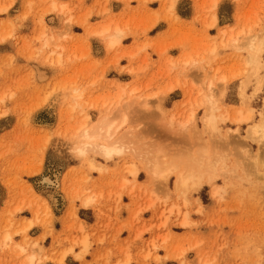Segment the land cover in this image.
<instances>
[{"label": "rangeland", "instance_id": "374dc122", "mask_svg": "<svg viewBox=\"0 0 264 264\" xmlns=\"http://www.w3.org/2000/svg\"><path fill=\"white\" fill-rule=\"evenodd\" d=\"M213 1L166 0L163 6L161 0H0V232L23 238L25 250L16 260L35 253L34 264H103L104 256H96L102 234L85 231L79 219L93 221L94 211L77 206L76 192L116 184L117 195L125 196L117 211L141 228L133 264H264V143L257 154L260 143L246 137L248 125L230 136L236 124L229 120L209 132L203 122L209 106L197 105L212 97L220 108L252 106L253 120L262 119L264 67L263 85L257 89L256 78L248 83L245 100L240 86L251 54L243 42L247 33H264V0H217L212 7ZM98 18L128 21L121 46L109 49L88 29ZM220 74L227 77L226 95ZM76 90L84 97L71 100ZM138 94H155L153 118L132 120L147 130L154 161L136 158L141 170L134 178L126 170L128 154L106 159L90 150L82 158L74 143L82 120L92 125L102 112L115 110L120 96L133 103ZM177 99L182 101L173 106ZM174 112L177 118L167 117ZM205 154L217 162L216 178L198 188L179 182L181 172L197 170ZM90 159L99 168H91ZM79 163L82 169L68 175ZM43 175L58 177L60 185L43 186ZM215 187L221 188L218 195ZM186 212L191 224L182 226ZM34 226L42 236L30 237ZM144 235L160 245L144 253ZM83 237L89 246L82 253ZM67 246L73 251L61 261ZM6 248H18L14 238ZM14 253L0 254V263Z\"/></svg>", "mask_w": 264, "mask_h": 264}, {"label": "bare ground", "instance_id": "6f19581e", "mask_svg": "<svg viewBox=\"0 0 264 264\" xmlns=\"http://www.w3.org/2000/svg\"><path fill=\"white\" fill-rule=\"evenodd\" d=\"M163 6H166V0H161ZM218 3L217 0H214L212 3V7L216 6ZM55 6V5H54ZM98 15L100 18L104 16L103 10L98 11ZM97 19V23L95 26H88V29L98 35L99 37H103L106 41V45L109 49L115 48L117 46H121L123 40L129 36L130 30L128 26L127 20H121L119 22L116 21L115 24H112L110 21L105 19ZM53 20V18H51ZM217 22V18L210 23L214 25ZM124 24V25H121ZM245 32V30H244ZM225 35V32H223ZM235 41V40H234ZM234 41L232 43H234ZM243 46L246 49L251 51L250 58L247 61L248 69L247 76L243 80V83L240 86V96L242 99H246L247 91L246 86L253 79H257V89H260L263 85V79L261 77V69L264 67L262 53H264V33L262 35H255L251 33H247L245 40L243 42ZM158 52L164 53L165 49L159 48ZM138 52H134L135 54ZM219 71L215 72V75L209 82L210 90H213L215 77L218 75ZM47 74L41 72L40 79H46ZM220 79L219 82L225 86V92L223 95H226V81L227 77L224 74H220L218 76ZM137 89H132V91H136ZM77 92L71 95V100L74 99H82L84 97V93L76 90ZM152 96L150 95H141L138 94L134 97L133 103L124 97H119V101L116 104V108L114 111L104 113L102 112L97 121L92 125H89V118H85L82 120L80 124L79 130H81L80 137L77 141H75V150L82 157H86L87 153L90 150H93L99 154H101L106 159H113L116 157L125 156L128 154L130 157V162L126 163V170L130 172L134 178L138 177L141 166L135 161L136 158L140 159L143 162H153L154 158L152 156L153 143L148 141L145 133L147 130L145 128H137L132 124V120L136 115H146L153 118L152 110H151V102ZM122 99L127 100L124 104H122ZM218 100L216 101L212 97H206L197 101L198 106H202L204 104L208 105L209 108L205 112L203 116L204 127L207 128L209 132L214 131L218 128V124L220 121H231L236 124L235 128L229 129L230 136L232 134H236L242 125H248L246 129V137L253 142L258 141L260 143V150L257 154H262V141L264 143V114L262 111H259L262 116L261 120H253L256 112L255 108L252 106L238 107L237 109L231 110L228 107L220 108L218 106ZM81 104L80 102L78 103ZM118 106V107H117ZM158 106V104H157ZM160 110V107H159ZM161 113L166 115L167 112L161 109ZM171 120L177 118V114L174 112L167 116ZM195 118V113L192 111L190 114V120ZM238 143V142H237ZM240 143V142H239ZM241 145L247 149V152L252 154L251 147L246 143L242 142ZM250 154H248L251 158H253ZM180 158V156H179ZM91 168H99V166L94 162V160L90 159L87 161ZM215 161L208 158V155L205 154L202 156L200 160V167L196 170L192 168L185 169L181 172V177L179 182L183 184H187L191 181L196 188L200 187L204 184L206 180H213L218 175ZM159 166H155L154 173H159ZM166 172V171H165ZM186 172V173H184ZM162 173V172H161ZM167 173V172H166ZM161 175V174H159ZM40 183L43 186H59V178L52 177L50 175H43L40 179ZM126 183V182H124ZM221 188L215 187L214 194L218 195L220 193ZM186 195L187 192L185 191ZM76 195H79L76 192ZM84 195V205L90 204L91 200L94 198V194H85ZM182 226H187L190 223L188 212L184 213L182 221L180 223ZM12 235L7 233L4 237L5 243L7 244L9 240H12ZM79 244L84 248L82 251L85 252L89 246V241L87 237H83ZM24 249V248H23ZM70 251H73V247L65 250L63 257H61V261ZM130 254L126 256L125 261L119 264H129L130 263ZM36 259V254L32 253L28 256L27 262L28 264H34Z\"/></svg>", "mask_w": 264, "mask_h": 264}, {"label": "crops", "instance_id": "0c3cea01", "mask_svg": "<svg viewBox=\"0 0 264 264\" xmlns=\"http://www.w3.org/2000/svg\"><path fill=\"white\" fill-rule=\"evenodd\" d=\"M160 7L157 9V11L160 10ZM182 19V18H181ZM182 21H192L187 19H182ZM181 99L175 100L173 106H175V103L181 102ZM4 135V133H3ZM81 164L79 163L78 166L74 165L71 168L68 169V175L72 172L80 171ZM90 166V165H89ZM115 181V180H114ZM113 181V182H114ZM120 185V184H119ZM89 190V188H87ZM85 189H80L77 192L81 194V198L76 201V204L79 208L84 209H93L95 219L93 221H89L87 219H81L79 218L82 223V225L85 227V231L89 233H100L102 234L99 236V239H102V245L99 249L96 250V256H104L103 264H119L125 261L126 256L130 254V263L133 264V259L137 257V252L139 248H136V241L135 239L142 235L141 228H137V225H130L128 222H126V219L129 218L128 215L123 216L119 211H117L116 203L120 200H125L124 194L117 195L119 190H117V185H106L102 186L99 184L96 188L93 189V192H86ZM85 194H94V198L91 200L90 204L84 205V195ZM79 196V197H80ZM2 208H0V217H2L1 214ZM144 219H146L144 217ZM124 226L126 228H124ZM37 229V226L32 227L28 232L31 238H37L38 236L43 235L42 229H39L38 232L35 230ZM63 230V227L61 231ZM173 233H177L175 229L172 227ZM56 232H59L58 229H56ZM7 233L10 232H0V254L7 253L9 254V251L15 253L13 255H10V260L8 262L16 261L14 264H28L27 260L25 261V258H19L16 260V256L19 255L21 252H24V243L23 238L21 237H13L15 240L16 245H18L17 249L10 248L9 250L6 248L10 244V241L6 244L4 237ZM34 233V235H32ZM11 234V233H10ZM12 235V234H11ZM34 236V237H33ZM148 235H144L146 239L143 241V244L141 245L144 249V253H148L149 251H152L153 247H158L160 245V241L156 242V237H147ZM89 241V240H88ZM140 242V241H139ZM12 243V242H11ZM108 245H105V244ZM15 245V244H13ZM163 246V245H161ZM24 248V249H23ZM70 246H67L65 248L66 250L69 249ZM171 251H169V257H171ZM32 252V251H30ZM77 252V251H76ZM159 254L163 255L160 251H158ZM32 254V253H30ZM69 256V255H68ZM67 256V257H68ZM110 258H109V257ZM25 261V263H24ZM88 261H92L89 260ZM8 262H1L0 264H8ZM96 264V263H92Z\"/></svg>", "mask_w": 264, "mask_h": 264}]
</instances>
